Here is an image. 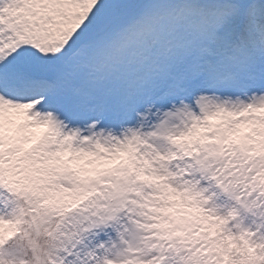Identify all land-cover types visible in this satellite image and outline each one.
Instances as JSON below:
<instances>
[{
	"label": "snow or ice",
	"instance_id": "snow-or-ice-1",
	"mask_svg": "<svg viewBox=\"0 0 264 264\" xmlns=\"http://www.w3.org/2000/svg\"><path fill=\"white\" fill-rule=\"evenodd\" d=\"M0 264H264V0H0Z\"/></svg>",
	"mask_w": 264,
	"mask_h": 264
}]
</instances>
